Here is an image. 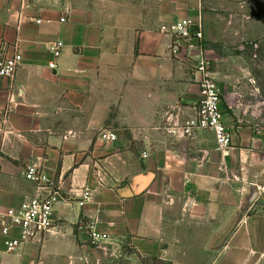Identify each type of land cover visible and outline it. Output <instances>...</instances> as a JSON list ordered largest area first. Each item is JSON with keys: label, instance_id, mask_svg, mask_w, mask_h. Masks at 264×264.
<instances>
[{"label": "crops", "instance_id": "0c3cea01", "mask_svg": "<svg viewBox=\"0 0 264 264\" xmlns=\"http://www.w3.org/2000/svg\"><path fill=\"white\" fill-rule=\"evenodd\" d=\"M186 17L205 26V0H0V51L22 54L0 79V206L36 192L30 164L61 195L40 250L8 252L0 234V264H264V131L237 125L226 150L184 135L201 74L161 27Z\"/></svg>", "mask_w": 264, "mask_h": 264}, {"label": "built area", "instance_id": "2783aa9c", "mask_svg": "<svg viewBox=\"0 0 264 264\" xmlns=\"http://www.w3.org/2000/svg\"><path fill=\"white\" fill-rule=\"evenodd\" d=\"M62 20H64L62 18ZM162 31H168L173 36L171 50L182 61L188 62L195 71L200 73L198 81L200 98L197 102L196 118L187 121L183 127L184 135L193 136L205 130L211 133L217 147L226 150L232 147L234 133L226 122V110L222 92L211 71V57L203 54L205 26L201 17H186L169 26L163 25ZM56 55L60 54V46L53 48ZM22 63V54L18 48L12 53L0 51V79L15 80ZM55 67L56 64H50ZM100 138L105 142L114 141L117 136L114 131L103 130ZM26 179L35 184L36 192L25 196L22 202L15 206H0V234L5 240L6 250L13 252L25 245H43L56 227L54 204L61 197L59 186L49 180L42 166L30 164L25 172ZM90 200V194L85 193L80 205L84 206ZM86 233L92 240L99 241L105 234L97 233L94 226L88 227Z\"/></svg>", "mask_w": 264, "mask_h": 264}, {"label": "rangeland", "instance_id": "374dc122", "mask_svg": "<svg viewBox=\"0 0 264 264\" xmlns=\"http://www.w3.org/2000/svg\"><path fill=\"white\" fill-rule=\"evenodd\" d=\"M205 9V36L211 39L203 49L210 50L214 58L211 71L222 92L224 108L228 118L237 123L231 131L237 125L264 131V0H205ZM227 98L235 102L232 106L238 117L230 111ZM258 203L255 208L264 212V194ZM41 246L23 247L40 250ZM125 251L132 250L126 247ZM110 264L127 262L121 258Z\"/></svg>", "mask_w": 264, "mask_h": 264}, {"label": "trees", "instance_id": "16d2710c", "mask_svg": "<svg viewBox=\"0 0 264 264\" xmlns=\"http://www.w3.org/2000/svg\"><path fill=\"white\" fill-rule=\"evenodd\" d=\"M225 105V104H224ZM144 264H172L159 258H142Z\"/></svg>", "mask_w": 264, "mask_h": 264}]
</instances>
